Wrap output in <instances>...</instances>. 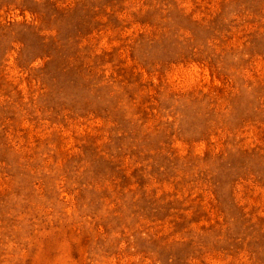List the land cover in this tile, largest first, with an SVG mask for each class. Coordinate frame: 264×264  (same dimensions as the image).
I'll list each match as a JSON object with an SVG mask.
<instances>
[{
	"label": "rangeland",
	"instance_id": "1",
	"mask_svg": "<svg viewBox=\"0 0 264 264\" xmlns=\"http://www.w3.org/2000/svg\"><path fill=\"white\" fill-rule=\"evenodd\" d=\"M0 264H264V0H0Z\"/></svg>",
	"mask_w": 264,
	"mask_h": 264
}]
</instances>
